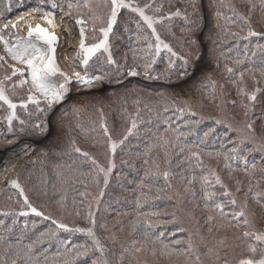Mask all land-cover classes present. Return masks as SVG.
Wrapping results in <instances>:
<instances>
[{
	"label": "snow or ice",
	"instance_id": "obj_1",
	"mask_svg": "<svg viewBox=\"0 0 264 264\" xmlns=\"http://www.w3.org/2000/svg\"><path fill=\"white\" fill-rule=\"evenodd\" d=\"M220 3L223 5L224 0H220ZM247 3L248 15L238 12L235 7L228 5L233 15L247 26L246 33L245 28L242 26L239 27V31H230L228 33L237 41L249 40L252 37L264 38V32H257L251 25L250 13L256 10L257 4L253 0H247ZM40 4L42 11L46 5L53 10L59 8L65 16L73 17L79 31V44L74 61L79 62L84 72L82 74L74 69L73 78V76L61 70L57 63L56 53L59 37L54 31L56 27L54 11H43L40 17L43 24L38 23L34 27L28 26L26 35H20L16 31L13 33L14 39H5L2 33L7 29L8 25H5L4 29H0V44H3V50L6 53V56L0 55V68H4L7 65V68L11 70L10 73L5 70L3 78L0 79V102H2V105H6L8 110L0 122L6 124L9 133H13L16 130L14 122H18L20 125L18 130L21 134H27L28 131H31L33 134L47 135L50 128L46 121H36L29 124L28 121L17 114V109L24 110L28 116L34 114L29 110V105L35 107L36 113L50 112L56 105L62 104L66 100L74 82L88 89L96 87L103 80V77L99 75L89 76L87 69L89 62L94 57H98V54L103 57L104 62L108 65H117L111 51L110 37L118 23L121 10L126 9L131 13H135L140 21L151 30V36L155 38L154 44L148 43L150 50L154 48L153 58L142 65L146 73L156 62V58L159 57L161 51H166L169 54V69L176 68V61L181 62L180 67L187 69L190 57L193 55L191 51H188L187 55H181L175 51L170 44L161 39L155 27L156 24L163 23L164 20L170 21L174 17H182L188 20L186 9L177 8L175 11L157 16L148 14V9H152L154 13L163 12V5L156 6L155 0H152L151 3H145L143 6L137 0H65L63 4L59 3L58 0H40ZM191 6L195 10L196 4L194 0ZM259 11L264 14V0H259ZM216 15L218 18L221 17L219 11H217ZM136 27L140 29L141 24L137 23ZM217 27H219V24ZM12 28L15 30L18 26L13 24ZM89 32L92 33L91 38L94 41L92 43H87ZM140 38L148 40L147 36ZM188 43L195 45L196 41L190 39ZM257 52L264 53V44L256 45V51L251 53L253 59L250 62L254 63ZM8 58L14 63L8 64ZM195 58L199 59V56L197 55ZM233 63L239 67L245 61L235 59ZM261 64H264V56L261 57ZM17 65L22 67H17ZM216 67H221L218 61ZM223 71L230 76L234 74V68L229 63L223 65ZM257 71L259 72V79H257ZM245 72L250 74L253 84L257 85L251 90L244 86ZM128 74L137 76L139 72L133 68L129 70ZM14 77L19 79L13 80ZM207 79L208 84L205 87L211 88L214 102L217 82L212 80L211 76H208ZM8 82H11L13 94H15V89H24L25 86H28L26 97L14 102L9 95ZM262 82H264V67L260 69L249 67L239 72L240 86L237 88V94L242 97L240 106L244 109L243 115L246 118L254 108L258 93L262 91L258 86ZM219 87L222 92L223 85L221 84ZM140 103L139 99L134 101L137 108L133 115L127 114L125 109L130 126L125 129L124 135L119 139L113 138L105 121L103 108L98 107L95 109L99 113V129L102 130L105 138L103 143L106 147V164H101L92 154L82 150L75 140H69L70 151L78 153L85 158V162L90 161L92 165V169L88 172L76 171L72 165H68L67 170L72 173L70 178H75V182L83 183L86 187L88 183L94 184L99 188V194L93 196L89 201L87 200V194L82 193L85 196V200L79 203L83 204L84 207L81 208L78 202L73 200L71 210L68 208L67 196L64 194L57 201V207L58 211L63 214L82 217L87 225L86 227L78 226L75 223H65L64 215L53 216L42 205L38 207L34 204L29 198L25 183L21 181V173L18 172L14 177L6 181L7 188L13 191L8 194L0 193V196H3L9 202L15 200L16 205L15 207L0 208V217L12 218L11 225L5 229L7 233H12V226L18 223V218L20 217H39L43 221H49L54 227H49L47 231L40 233L34 242L28 244L23 243L24 234H26L29 227L27 220L24 222L22 234L15 242L9 239L8 236H0V264H41L40 257L35 252L36 245L56 240L60 232L82 234L86 237V242L69 247L70 241H60L64 245L65 250L58 256L52 257L51 264H76L77 261L89 257L90 254H93L91 264H160L161 259H167L169 264H264V228L257 227L256 213L249 207V201L251 200L259 205L261 211H264V190H260L261 185L264 184V168L259 170V178L257 179L256 165L252 164L251 168H249L247 157L244 155L245 149L241 147L246 142H251L256 146L248 151H264V142L256 144L253 122L246 119L243 129L238 130L232 123L224 119L205 117L198 113L188 101H180L179 104L175 101L171 102V104L166 102L163 104V112L167 113L173 110L175 113H179L180 117L188 115L198 118L190 119L185 123L184 127L188 129L187 131L169 127L164 134L156 137L155 143L147 146L144 154L147 157L143 161L147 166L144 172L145 180L151 178L154 182L162 179L167 189H173V195H168L164 188L159 187H156L155 194H152L153 183H146L145 180H141L138 187L142 191L136 200V204L139 208L149 201L161 199L162 193H164L163 198L171 200L175 196L179 199L182 194L193 192V185L199 183L203 192L201 197L204 201L203 207L209 213L206 217V222L210 225L208 232L213 233L214 231L220 232L223 230L226 234L215 240L212 246H208L203 237L194 239V236H199V233H190L186 240L177 239L171 244L166 243L162 239L164 232L161 231L158 234H154L153 230L160 225L176 223V214L173 213L172 218L169 220H162L159 212H143L130 222L127 235L132 237V239L121 240L115 233L109 234L104 240L101 239L97 233L96 213L99 211L104 190L108 187L112 173L116 168L115 157L117 149L122 148L134 133L138 134L136 132L138 126L145 122L144 118L140 116ZM232 103L235 104V101ZM144 109L149 112L152 111L147 104L144 105ZM82 111L84 109L80 107L73 108L75 114H79ZM205 119L213 120L215 125H224L227 132L235 131L238 133L236 140L228 139V143L232 145L231 147L222 144L220 150H206L204 145L216 131L215 127L205 131L198 142H188V137L195 134V129ZM170 121L171 117H167L164 120L169 125ZM77 127H80V125L77 124ZM81 131L83 132L84 130L81 128ZM92 131H96L95 124ZM227 132L225 133L226 136ZM154 151L156 152L155 156L152 155ZM30 154V152L24 153L25 156ZM41 156L46 157L47 152L41 153ZM173 156L180 157L177 166L181 164L186 166L184 171L179 173V187L177 188H173V173L170 169ZM205 159L216 161L223 170L227 171L229 179H232L233 173L237 171L243 172L248 177V188L243 193L244 199L241 203L238 204L235 194L228 184L225 183L217 168L206 165ZM237 161H244V166L242 168L239 167L234 163ZM37 162L36 160L32 161L33 164ZM40 162L42 163L43 161ZM121 163L128 164V161L122 160ZM10 170L5 168V173ZM31 175L32 173L29 172L28 176L30 177ZM47 175L42 170V178L36 193L37 196H47L48 194ZM56 176L58 180L65 182L63 180V171L58 170ZM234 182L236 193H240L241 181L235 179ZM217 187L222 189V191L217 192ZM145 188L148 189L147 193L143 191ZM217 197H222L223 199H217ZM3 225L4 220H0V226ZM36 227V223L31 224L32 229ZM99 228L108 231V225L105 223L99 224ZM178 231H185V229L179 228ZM229 231L232 232L231 237L227 235ZM172 235H175V232ZM137 236L139 237L138 239L136 238ZM109 244L111 247H109ZM202 245L205 249L203 252L201 251ZM109 256L113 257V259H109ZM43 264H49L47 256L44 257Z\"/></svg>",
	"mask_w": 264,
	"mask_h": 264
},
{
	"label": "trees",
	"instance_id": "obj_2",
	"mask_svg": "<svg viewBox=\"0 0 264 264\" xmlns=\"http://www.w3.org/2000/svg\"><path fill=\"white\" fill-rule=\"evenodd\" d=\"M58 2L63 4L65 0H58ZM137 2L143 6L145 3H151L152 0H137ZM194 2L196 4L195 10L191 6L193 0H155L156 6L163 5V12L154 13L152 9H148L149 15L157 16L175 11L177 8L187 10L188 20L182 17H174L170 21L164 20L163 23L155 25L161 39L170 44L175 51L181 55H187L188 51L192 52L193 55L190 57L187 69L180 67V61H176V68L169 69V54L166 51H161L159 57L156 58V62L146 73L142 65L153 58L154 48L150 50L148 43L154 44L155 38L151 36V30L140 21L135 13H131L126 9L121 10L118 23L110 37L111 51L117 65H108L104 62L103 57H100V54H98L99 58L94 57L89 62L87 69L88 71L90 70L89 72L93 76L99 75L103 77L102 82L110 87L109 92L98 91L90 93L82 104H79L74 99L67 100L63 107L59 108L55 113H59V115H57V122L55 123L53 135L50 138L51 152H48L46 157L38 156L35 159L38 161L36 164L30 163L20 168L21 181L25 183L26 191L34 204L38 207L42 205L53 216L59 217L64 215L65 223H75L81 227L87 226L82 217H76L75 215L68 216L58 211L57 201L62 195L66 194L67 205L69 210H71L73 200H76L81 208L84 207L83 204L79 203L85 200V196L82 193L87 194V200L89 201L93 196L99 194L97 186L88 183L86 187L83 183L75 182V178H70L72 177V173L67 170L68 165H72L76 171L88 172L92 169L90 161L85 162L84 157L70 151L69 140H75L82 150L92 154L101 164L107 163L106 147L103 143L105 138L98 126L99 113L95 110L98 107L103 108L105 121L114 139L121 138L125 133V129L130 126L125 109L127 114H135L137 105L134 104V101L137 99L141 102L139 105L141 108L140 116L145 121L138 126L136 130L138 134L134 133L122 148L117 149L115 157L116 168L112 173L108 187L104 190L99 211L96 213L97 233L102 240L115 231L124 234L126 240L132 239V237L127 235L130 222L143 212H159L161 213L160 219L162 220L172 218V210L175 203L173 199L163 198L164 193L161 194V199L149 201L142 207L138 208L136 204V200L142 191L138 185L141 180H145L144 172L147 166L143 161L147 158L144 155L147 146L155 143L156 137L164 134L169 127L171 129L187 131L188 129L184 127L185 123L190 119L198 118L188 115L180 117L179 113H175L173 110L164 113V103L171 104V102L175 101L179 104L180 101H188L198 113H201L205 117H219L232 124H237V122H232L230 114L233 120L240 118L243 125L246 119L253 122V127L258 122L264 125V120H262L264 119V82L258 85L262 91L258 93L254 108L247 118L243 115L244 109L240 106L242 97L237 94V88L240 86L239 72L249 67L255 69L264 67V64H261V57L264 56V53L257 52L254 63L250 62L253 59L251 53L256 51L257 44H264V38L252 37L249 40L237 41L228 34L230 31H239V27L241 26L245 28L246 33L247 26L233 15L228 5L235 7L238 12L248 15L247 0H224L223 5L220 3V0H194ZM253 2L257 4V8L250 13L251 25L257 32H264V14L259 11V0H253ZM10 4L11 7H14L12 3ZM5 11V1L0 0V16H3ZM217 11L221 13L220 18L216 15ZM137 23L141 24L140 29H137ZM218 24L219 27H217ZM143 36H147L148 40L140 38ZM190 39L195 40L196 44L192 45L188 43ZM199 41L206 46L208 52L207 59L201 67H199L195 60L199 49ZM235 59L244 60L245 63L237 67L233 63ZM217 61L221 66L220 68L216 67ZM225 63H229L234 68L233 75L230 76L223 71ZM133 68L139 72V75L147 74L149 77H158V79L166 81L171 86H148L128 81L127 72ZM182 73L185 74L182 75ZM256 75L257 79H259L258 71ZM208 76H211L212 80L217 82L214 102L211 88L205 87L208 84ZM180 77L184 78V80L180 79ZM178 78L180 79V84L173 85ZM221 84L223 85L222 92L219 87ZM244 86L248 90L257 86L253 84V80L247 72H245ZM96 87L100 86L97 84ZM233 101H235V104L232 103ZM145 104L152 109L151 112L144 109ZM74 107H80L84 111L75 114L73 112ZM167 117H171L170 125L164 122ZM255 119L258 120L256 124ZM77 124L80 127H77ZM94 124L96 126L95 132L92 131ZM211 127H215L216 131L209 137L206 145H204L208 151L220 150L222 144L231 147L232 145L228 143V139H237V132H227L224 125H215L213 120L205 119L195 129V134L188 137V142H198L202 138L203 133ZM81 128L84 130L83 132ZM242 129L240 128V130ZM226 132L227 136L225 135ZM248 146H252V143L246 142L241 147L246 151ZM152 155L155 156L156 152L154 151ZM160 155L162 159V153ZM249 158L252 159V157L247 156L248 166L251 168L252 164L256 165V178L258 179L259 170L264 168V166L260 163H253ZM179 159L180 157L173 156L172 164L170 165L171 172L173 173V188L179 187V173L183 172L186 167L183 164L177 166ZM122 160L128 161V164L121 163ZM40 161L43 162L41 163ZM234 163L241 168L244 166V161ZM205 164L217 168L224 180L228 177L227 171L223 170L216 161L205 159ZM42 170L48 174L47 196H37L36 194L42 178ZM58 170L64 172L63 180L65 182L57 179L56 172ZM29 172L32 173L30 177L28 176ZM26 177L27 179L25 180ZM235 179L241 181V191H247L248 177L243 172L237 171L233 173L231 180L234 182ZM145 182L153 183L152 194H155L156 187L164 188L168 195L173 194V189H167L162 179L153 182L151 178H148ZM193 189V192L184 193V197H189L191 203H195L194 211L198 224L206 231L210 225L206 222V217L209 213L204 209V201L201 199L203 192L199 183H195ZM221 190L219 187L216 188L217 192ZM143 191L147 193L148 189L145 188ZM241 191L236 194L241 196ZM217 199L223 198L217 197ZM1 205L3 207L16 206L15 200L9 202L4 197H2ZM256 211L260 213L258 216H263L264 218V211H261L260 207ZM11 219V217H0V220H4V225L0 226V236H8L13 242L22 234L25 220H27L29 227L26 234H24V244L34 242L40 233L47 231L49 227H54L49 221H43L39 217H20L18 218V223L12 226V233L9 234L5 229L11 225ZM32 223H36L37 227L35 229L31 228ZM101 223L108 225V231L99 228V224ZM258 223L261 224L258 228H264V222L258 221ZM179 228L176 223L160 225L153 230V233L158 234L163 231L164 237L162 239L166 243L171 244L177 239H187V233L178 231ZM173 232H175V235H172ZM207 233L205 242L214 241L211 236L217 232ZM228 233L232 234L231 231ZM225 234V232H221L222 236ZM136 238L138 239L139 237L137 236ZM60 241H70L69 247H71V245L85 243L86 237L77 233L60 232L56 240L36 245L35 252L40 257L41 264H43L45 256L49 258V264H51L52 257L64 252L65 247ZM105 242L107 243L106 240ZM92 255L90 254L89 257L77 261L76 264H90ZM109 259H113V257L109 256Z\"/></svg>",
	"mask_w": 264,
	"mask_h": 264
},
{
	"label": "rangeland",
	"instance_id": "obj_3",
	"mask_svg": "<svg viewBox=\"0 0 264 264\" xmlns=\"http://www.w3.org/2000/svg\"><path fill=\"white\" fill-rule=\"evenodd\" d=\"M4 1H5V4H6V11H5L3 16H0V20L9 18L12 13H15V12H17L19 10L28 9L30 6L41 7L40 1H36V0H4ZM10 3H12L14 5V7H11ZM43 8L50 9L46 5ZM54 10H55V12L57 14H60V15H62L64 17L68 18L72 22H74L73 17L65 16L63 14V12H61V10L59 8L54 9ZM59 33H60L59 34L60 39H59V44H58V48H57V54H58V57L60 58V60H62L63 66L67 70H74L75 69V70L80 71L83 74L84 69L82 68V66L79 64V62L74 61V56H75L76 51L78 50V44H79L78 26L76 25V29H75V35H76L75 39L68 38L65 35V33L63 32V30H60ZM97 35H99V34L97 33ZM88 37H89V39H88L87 43L94 42L92 40V38H91L92 37V33L91 32L88 33ZM72 42H74L76 44L75 47H73ZM198 44H199V49H198L197 55L199 56V59H195V60L198 63L199 67H201L202 65H204V63H205V61L207 59V53L208 52H207L206 46L201 41H199ZM0 55H5L6 56V54H3L1 46H0ZM12 63H14V62L11 61L10 58H8V64H12ZM17 67H22V66L17 65ZM5 70H7L9 73L11 71L10 69L7 68V65H5L4 68H0V79L3 78V75L5 74ZM89 71H88V75L89 76H93ZM128 72H127V76H128L127 80L128 81H134V82H138V83L145 84V85H148V86H154V85L163 86V87L167 86V85L171 86V84H169L166 81H163L161 79H158L157 77H149V75H147V74L131 76V75L128 74ZM18 79H19L18 77H14L13 78V80H18ZM180 79L184 80V78H182V77H180ZM180 79L178 78L173 83V85L180 84ZM124 81H125V79H124ZM8 83H9V88H10L9 95L13 99L14 102H18L21 98L26 97V90H27L28 86H25L24 89H20V88L15 89L14 90L15 94H13V91L11 90V82H8ZM98 85L100 87H94V88L88 89V88H85L82 85H77L74 82L73 85L71 86V92H70L69 96L66 98V100L62 104L56 105L55 108L52 111H50V112L36 113L35 112V107L32 106V105H29V110L32 111L34 114L32 116H28L24 112V110H22L20 108L17 109V114L22 119H25L26 121H28L29 124H31L33 122H36V121H46L49 124V128H50V131H49V133L47 135L41 136L39 134H33L31 131H28L27 134H21L19 132V130H18L19 127H20L18 122H14L16 130L13 133H9L7 131V128H6V124L0 122V139H1V143L2 144L6 143V142H9L10 140H12L14 138H17V137L19 139H22V140H20L21 143H22L20 148H22L23 150H21V151H19L17 153L18 154L17 158L19 160L18 166L16 167L15 174L13 176H11L8 180H10L12 177H14L20 171L21 167L32 163V161L35 160L38 156H40L41 153H43V152H47V153L51 152L50 151V138L53 135V130H54V127H55V123L57 122L56 121L57 115H59V113H57V114H55V113H56V111L59 108L63 107L64 103L67 100H73L74 99L75 101L79 102V104H82L87 99V97H88V95L90 93L98 92V91H100V92H102V91L103 92H109L110 87L108 85H106L105 83H103L102 81L99 82ZM7 111H8L7 110V106L6 105H2V102H0V120H2V118L7 114ZM229 116L231 117L232 122H237V124L236 123L232 124L236 129L240 130V128L241 129L243 128V123H241V119L240 118H238L237 120H233V118H232V116L230 114H229ZM233 117H235V116H233ZM262 120H264V119H262ZM254 121H255V124L258 122L257 119H255ZM61 123H63V121H61ZM254 129H255L254 135L256 137V144L264 142V134H263L264 125L261 122H258L254 126ZM255 146L256 145H254L253 143H252V146H248V148L245 151L244 155L246 157L247 156H251L253 160L251 158H249V159L253 163H255V162L256 163H260V164H262L264 166V151H260V150L248 151L249 149L255 148ZM6 148L7 147L3 148L4 150L2 149V152L0 153V171H1L0 172V179H1V176H2V174L4 172V167H5L4 165H2V163H3L2 156H4L6 154ZM25 152H30L31 154L29 156H25L24 155ZM224 181H225L226 184H228L229 188L235 194L238 204L241 203L243 201V199H244L243 193L245 191L244 190L241 191V196H239V195L236 194V185H235V183L231 179H229L228 177L225 178ZM260 190H264V184L261 185V189ZM11 191H13V190L7 188L6 182L2 185V188L0 189V193H10ZM2 197L3 196H0V208H5V207H3L1 205ZM173 201L175 203V206H174V208L172 210L173 211L172 214L175 213L176 216H177L176 224L180 228H184L185 229L184 232H186L188 236H189L190 233H193V234L199 233V236H194V239H199L198 237H203L204 240H205L206 236L208 235V233H207L208 230L205 231V229L201 225L198 224V220L196 218V214H195V211H194L195 203L192 204L190 198L189 197H184V194H182V196L179 199H177L175 196H173ZM249 207L251 208V210H254L255 213H256V225H257V227L261 226V224H259L258 221L262 223V222H264V218H263V216H258V215H260V213H258L256 211L258 209L259 205L253 203L250 200L249 201ZM257 217H259V218H257ZM222 231L223 230L213 234L211 236V238L214 241L206 242L207 245L208 246H212L215 243V240H218L221 237H223L221 235ZM114 233L121 240H126L124 234H122L120 232L118 233V231H115ZM227 235L229 237H231L232 234L227 233ZM117 249H118V246H117ZM203 250H204V247L202 245L201 246V251H203ZM95 255H98V254H95ZM202 259H203V257H202ZM90 264H91V260H90ZM160 264H169V262H168L167 259H161Z\"/></svg>",
	"mask_w": 264,
	"mask_h": 264
},
{
	"label": "bare ground",
	"instance_id": "obj_4",
	"mask_svg": "<svg viewBox=\"0 0 264 264\" xmlns=\"http://www.w3.org/2000/svg\"><path fill=\"white\" fill-rule=\"evenodd\" d=\"M43 11H54V13H55L54 22L56 25L54 31L58 35L59 39H60V36H59L60 30H63V32L65 33V35L68 38H71V39L76 38V35H75L76 25L74 22H72L71 20H69L68 18H66L60 14H57L55 12V10H53V9L43 8ZM43 11L41 10V7L30 6L28 9L19 10L15 13H12L9 18L0 20V29H4L5 25H8L7 29L4 30L2 33L4 35V38L5 39H14L13 33L16 31H18L20 35H26V31H27L28 26L34 27L38 23L43 24V21L40 18L43 14ZM13 24H16L18 26V28L14 30L12 28ZM69 33H70V35H69ZM72 44H73V47L76 46V44L74 42H72ZM0 46H1V49L3 51V54H6L3 50V44H0ZM57 48H58V46H57ZM56 56H57V63L59 65V67L61 68V70H63L68 75L73 76V78H74L73 70H67L63 66V64H62L63 62L58 57L57 53H56ZM20 140H22V139H19L17 137V138L10 140L9 142L2 144L1 139H0V153L2 152L3 148L7 147L6 148V154L4 156H2V159H3L2 165H4L5 167H4V172H3L1 179H0V189L2 188V185L11 176H13L15 174L16 167L18 166V163H19V160L17 158L18 157L17 153L19 151L23 150L22 148H20V146L22 145ZM5 168H9L11 170L8 171L7 173H5Z\"/></svg>",
	"mask_w": 264,
	"mask_h": 264
}]
</instances>
